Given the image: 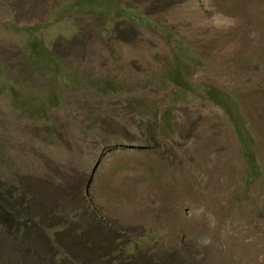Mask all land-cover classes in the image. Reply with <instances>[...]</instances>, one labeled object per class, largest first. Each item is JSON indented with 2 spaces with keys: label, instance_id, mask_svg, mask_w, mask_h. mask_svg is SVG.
Listing matches in <instances>:
<instances>
[{
  "label": "rangeland",
  "instance_id": "374dc122",
  "mask_svg": "<svg viewBox=\"0 0 264 264\" xmlns=\"http://www.w3.org/2000/svg\"><path fill=\"white\" fill-rule=\"evenodd\" d=\"M92 1L0 0V85L59 98L33 120L0 94V264H264V0ZM36 23L63 81L26 63ZM178 50L239 97L256 175L219 106L175 101Z\"/></svg>",
  "mask_w": 264,
  "mask_h": 264
},
{
  "label": "trees",
  "instance_id": "16d2710c",
  "mask_svg": "<svg viewBox=\"0 0 264 264\" xmlns=\"http://www.w3.org/2000/svg\"><path fill=\"white\" fill-rule=\"evenodd\" d=\"M101 2V1H100ZM91 3L96 4L90 10L95 11L98 9L99 1L93 0ZM82 11L87 10L85 7H81ZM46 24L36 23L35 25L29 26L26 28L27 34H31L30 38L25 40L23 45L24 58L27 60V64L32 68H41L43 72L52 79H55L58 83L63 81L65 74L60 65L59 58L56 57V53L50 50L45 46L44 39L40 38L37 35V32L46 28ZM22 30L20 27H14L13 32H18ZM171 36V33H168ZM179 47V45H178ZM177 59L170 61L168 60L165 65L164 72V82L165 84L171 83L175 90L173 92V97L175 101H182L186 99L189 95L194 94L199 96L203 100L212 102L219 106L227 115L228 120L232 124L237 136L239 137L240 142V152L243 155L246 163L247 172L250 176L256 175L260 171V161L257 153V140L250 129L249 122L243 111L242 104L239 100V97L233 93H230L224 89L219 88L216 85H209L206 89L199 93L195 89L193 83L188 78V73L184 69L183 62H187L186 56L177 51ZM1 63V62H0ZM25 63V64H26ZM4 70V67H0V71ZM4 81L0 85V94L10 93L11 101L13 105L21 107V112L24 116L31 118L33 120H45L49 118L48 111L50 107L55 106L59 102L57 96L51 98L52 105L45 100L44 97L46 91L38 94L39 99L37 105L29 108L31 105L30 102L35 99V90L33 88H26L29 80L28 73H18L13 75V78L8 76L9 73H4ZM68 76H70L68 74ZM56 88V87H55ZM26 89L28 91H26ZM51 91V92H55ZM35 101V100H34ZM23 108H22V106ZM163 126V125H162ZM2 189L0 188V197L3 196Z\"/></svg>",
  "mask_w": 264,
  "mask_h": 264
},
{
  "label": "crops",
  "instance_id": "0c3cea01",
  "mask_svg": "<svg viewBox=\"0 0 264 264\" xmlns=\"http://www.w3.org/2000/svg\"><path fill=\"white\" fill-rule=\"evenodd\" d=\"M105 216H107V206L102 209Z\"/></svg>",
  "mask_w": 264,
  "mask_h": 264
}]
</instances>
